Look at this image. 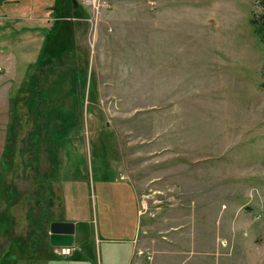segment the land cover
Returning <instances> with one entry per match:
<instances>
[{
  "label": "rangeland",
  "instance_id": "rangeland-1",
  "mask_svg": "<svg viewBox=\"0 0 264 264\" xmlns=\"http://www.w3.org/2000/svg\"><path fill=\"white\" fill-rule=\"evenodd\" d=\"M77 1L0 0V184L19 192L0 253L19 236L18 264H42L30 217H64L83 177L80 246L129 236L136 206L126 264H264V0Z\"/></svg>",
  "mask_w": 264,
  "mask_h": 264
},
{
  "label": "crops",
  "instance_id": "crops-1",
  "mask_svg": "<svg viewBox=\"0 0 264 264\" xmlns=\"http://www.w3.org/2000/svg\"><path fill=\"white\" fill-rule=\"evenodd\" d=\"M79 9H80V6H79ZM104 181H105V183L108 182V183L112 184L110 191H111V189H117L118 188V187H116V184L114 183V181L110 182L112 180H110L108 178H105ZM66 182H68V181H66ZM66 182L63 183V185L65 184V186H63V194H64V199H65L64 217H62L60 220L52 221L50 219L49 215L45 213L46 211L51 213V208L48 206V204L45 201L47 199V197H43V196L42 197L40 196V197L43 198L45 203L43 206L40 205L39 209L41 210L43 208L44 212L38 218L31 219V217H30L31 227L34 226L33 229L30 231V233H35V232L37 233L38 232V233L43 235V233H41V230L39 231L36 228V224H35L36 219H39V218L43 219V221L41 222V226H40V228H42L43 231H44V227H46V223H47V226L49 225V228L47 231L48 242L46 240L47 238L45 237V235H43L44 240H41V239L36 240V243L37 242L39 243V241H41L45 245H47V247H48L47 252L49 253V255L47 254V257L42 259L43 260L42 264H47L50 262H52L54 264H95L94 262H96V259H98L99 264H101V255H100L101 251H100L99 246H98V244H100L101 241L107 242V244H106L107 246L105 245L107 249L110 247L111 250H115L116 254L115 253L112 254V257L116 256V259H115L113 264H126L130 260V258L132 260L133 257H130V255H129V249H128L129 245L127 246V244H130L132 241L134 243V239L136 237V234H135L136 233V231H135L136 222H135V220H136V213H139V210L136 208V206H135V208H134V206L131 207V209L132 208H134V209L130 211L131 212L130 217H129V220H127L128 224L132 225V230H131L132 233L129 236H123L121 238H116V239L101 238L100 232L98 231V233H96V235H95L94 241L93 242L90 241L91 244H88L89 240H88L87 235H86V239L83 242H82L83 239L81 240V246H80V244L78 243V240H79V234H80L81 230L87 229V227H90V229L93 228V231L96 230L94 228L95 219L92 216V212H94V210L91 206V202L87 199L85 201V192H88V194H89V183H88V180H86V178H83V177H78L77 179L72 180V183L68 182V185L70 187H68L66 185ZM77 187H80V188L75 189ZM42 191H44V188H43V190H41V194H42ZM75 191H78L82 196L83 211L77 212L74 208V200L72 199V197H74L73 193H75ZM127 192L129 193L128 190H127ZM129 195H131V194H129ZM132 196H133V194H132ZM132 196H131L132 202L136 201L133 198L134 196L133 197ZM87 198H88V195H87ZM27 199H30V197L27 196ZM39 201H41L40 203H42V200L39 199ZM40 203H38V204H40ZM133 205H134V203H133ZM13 207H12V209H13ZM30 209H33L34 211H36V209H34L32 207H30ZM30 209L28 211V215L32 214V211ZM68 221L73 222L76 225L75 233H74V235H75L74 245L73 246H53L50 243V235H51L50 227H51V224L53 222H68ZM12 241L19 242V243L12 244L14 246L12 247L11 250H9V245ZM31 241L33 243L35 242L34 239L33 240L31 239ZM93 243H94V245H93ZM95 243H97L96 247H95ZM23 245H24V243H22L21 238H19V236L17 238H14L13 240H10V237H9L8 245L0 253V264H18L17 259L22 258L21 254L24 252L23 251V249H24ZM33 246H34V244H33ZM130 248H131V246H130ZM32 251L36 252V253L34 255V254H32L33 253L32 252L31 257L36 258L38 260V258H39L37 255L38 251H39L38 245H35L32 248ZM130 252H133V245H132V248L130 249ZM15 254L17 255V257L15 256Z\"/></svg>",
  "mask_w": 264,
  "mask_h": 264
},
{
  "label": "trees",
  "instance_id": "trees-1",
  "mask_svg": "<svg viewBox=\"0 0 264 264\" xmlns=\"http://www.w3.org/2000/svg\"><path fill=\"white\" fill-rule=\"evenodd\" d=\"M70 1H71V8H72L71 10L72 11L79 9V6L81 7V5H79L77 0H70ZM51 10H54L58 14V6L56 3H54L52 5ZM65 16H67V12H66ZM70 16H71V12H70ZM260 22H261L260 23L261 28L263 30V35H264V14L261 16ZM41 184L43 185L45 183H41ZM18 195H19V193L17 192V190H15V187L13 184L12 185L0 184V208L3 209V211L0 212V235L4 234L7 231L12 232L14 229V217H13V213H12V207L14 206V202L16 201V198L18 197ZM38 201H39V198H38ZM40 202L41 201H39V203ZM42 221H43L42 218L36 219L35 224H36V228L38 230L40 228L39 226H41ZM13 239L14 238L11 236L10 240H13ZM16 243H19V242L12 241L9 245V250H11L12 247L14 246L12 244H16Z\"/></svg>",
  "mask_w": 264,
  "mask_h": 264
},
{
  "label": "water",
  "instance_id": "water-1",
  "mask_svg": "<svg viewBox=\"0 0 264 264\" xmlns=\"http://www.w3.org/2000/svg\"><path fill=\"white\" fill-rule=\"evenodd\" d=\"M75 228L73 222H53L50 230V243L53 246H73L75 242Z\"/></svg>",
  "mask_w": 264,
  "mask_h": 264
},
{
  "label": "built area",
  "instance_id": "built-area-1",
  "mask_svg": "<svg viewBox=\"0 0 264 264\" xmlns=\"http://www.w3.org/2000/svg\"><path fill=\"white\" fill-rule=\"evenodd\" d=\"M149 257H150V256H149ZM149 257H148V258H149ZM149 259H150V258H149Z\"/></svg>",
  "mask_w": 264,
  "mask_h": 264
}]
</instances>
